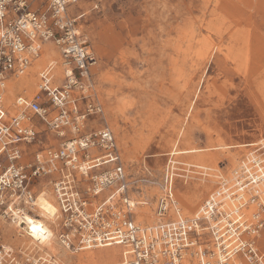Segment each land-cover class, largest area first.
I'll use <instances>...</instances> for the list:
<instances>
[{
  "label": "built area",
  "instance_id": "built-area-1",
  "mask_svg": "<svg viewBox=\"0 0 264 264\" xmlns=\"http://www.w3.org/2000/svg\"><path fill=\"white\" fill-rule=\"evenodd\" d=\"M34 1L0 0V220L24 210L37 215L36 194L47 186L58 206L55 231L73 256L118 245L120 264H264L258 243L264 142H255L230 174H217L215 190L192 217L182 213L171 188L174 177L186 182L198 166L179 167L171 153L153 208L157 220L140 222L127 201L131 186L93 80L98 57L78 24L82 14L69 12L82 0H43L31 9ZM46 43L59 53L62 75L49 61L37 72V90L26 94L22 82ZM10 245L0 243V264H58L27 243Z\"/></svg>",
  "mask_w": 264,
  "mask_h": 264
},
{
  "label": "rangeland",
  "instance_id": "rangeland-1",
  "mask_svg": "<svg viewBox=\"0 0 264 264\" xmlns=\"http://www.w3.org/2000/svg\"><path fill=\"white\" fill-rule=\"evenodd\" d=\"M42 3L34 1L31 9ZM69 12L82 14L78 24L98 57L93 80L129 193L148 200L134 206L136 219L148 205L153 213L170 154L182 149L197 150L173 154L179 167L206 171L196 168L186 182L174 177L171 189L185 216L198 213L217 174H230L255 142H264V0H82ZM48 62L33 73L30 68L35 80L26 94L37 90V72ZM146 177L153 182L140 181ZM1 220L0 243H21L19 232ZM258 243L264 248V228ZM120 257L121 250L111 248L101 264Z\"/></svg>",
  "mask_w": 264,
  "mask_h": 264
},
{
  "label": "bare ground",
  "instance_id": "bare-ground-1",
  "mask_svg": "<svg viewBox=\"0 0 264 264\" xmlns=\"http://www.w3.org/2000/svg\"><path fill=\"white\" fill-rule=\"evenodd\" d=\"M56 55L57 53L55 52L54 48H52L49 45V43H46L43 46V49L40 55L33 62L34 64L32 67V73L35 72L43 64V62H46L47 60L55 62V65H56L57 63L55 59ZM58 71L59 70L57 69V72H56L57 75L61 76L62 73ZM34 80H35L34 75L30 74L24 77V80L22 83L24 86H32V84L34 83ZM13 86L14 85L12 83L9 89V94L6 95V98H5L7 105L12 104ZM196 150L197 149L175 150L173 154H183V153L195 152ZM138 189H142V188L138 187ZM159 189H160V193L154 199V206L156 204L157 199L162 194L160 185H159ZM127 201H129L130 208L135 214L137 212H135L134 206L136 207L137 205L145 204V201L142 199L141 196H138V198L135 200L131 196V194L128 196ZM33 211L37 215H32L26 210H24L23 214L15 213L13 219L11 221L9 220L10 222L2 218L1 223L3 225L5 224L6 228L8 227L11 230L13 229L14 231L19 232V234L18 233L17 234L21 236V238L19 237L20 241H22L21 243H25V244L27 243L30 246L36 247L38 250L51 253V256L53 255L54 258H56L55 261H57V263H58L57 258H59L63 264H70L71 262H73L75 258L77 260V263H84L85 261H89V262L94 261L96 262V264H101V262H106L104 260V257L108 258L109 249L117 248L121 250V247L118 245H113L109 247L98 246L100 248H91L83 252H77L73 256L66 247H63V244L60 241V238L58 236V232L55 231L54 226L56 225V221H57L56 214L58 212V206H57L54 195L50 192L47 186H45L43 190H41L38 194H36V200L34 201ZM141 213H142L141 218L148 219V223H151L157 220L154 214V209L152 213V207H150V205H148L146 208H143ZM189 217H192V216H189ZM141 218L140 220H142ZM20 222H25L26 226L22 227ZM140 222H144V221H140ZM15 228L17 230H15ZM26 239L28 240L26 241ZM2 245L4 246L5 249H8L11 247L10 244H2ZM205 247L210 249L211 244L209 242H206ZM109 262H114V261H109Z\"/></svg>",
  "mask_w": 264,
  "mask_h": 264
},
{
  "label": "crops",
  "instance_id": "crops-1",
  "mask_svg": "<svg viewBox=\"0 0 264 264\" xmlns=\"http://www.w3.org/2000/svg\"><path fill=\"white\" fill-rule=\"evenodd\" d=\"M42 49H43V47H42ZM133 198H134V197H133ZM137 206H139V205H137ZM137 206H136V207H137ZM139 221H141V220H139ZM96 248H100V247H96ZM118 264H120V262H118Z\"/></svg>",
  "mask_w": 264,
  "mask_h": 264
}]
</instances>
